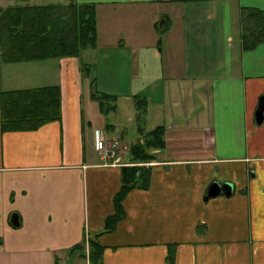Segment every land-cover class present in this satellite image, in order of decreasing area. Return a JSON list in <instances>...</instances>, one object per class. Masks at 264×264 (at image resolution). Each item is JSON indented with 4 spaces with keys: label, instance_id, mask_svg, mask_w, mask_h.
Wrapping results in <instances>:
<instances>
[{
    "label": "crops",
    "instance_id": "crops-1",
    "mask_svg": "<svg viewBox=\"0 0 264 264\" xmlns=\"http://www.w3.org/2000/svg\"><path fill=\"white\" fill-rule=\"evenodd\" d=\"M8 1L0 9L95 3L100 18L97 46L77 56L9 61L0 48V264H91L90 241L101 264H264V41L244 49L240 24L264 0ZM48 86L59 119L3 128V92ZM121 100L134 125L108 119ZM159 126L147 186L136 178L107 229L131 165L97 141ZM214 183L231 193L206 198Z\"/></svg>",
    "mask_w": 264,
    "mask_h": 264
},
{
    "label": "trees",
    "instance_id": "trees-1",
    "mask_svg": "<svg viewBox=\"0 0 264 264\" xmlns=\"http://www.w3.org/2000/svg\"><path fill=\"white\" fill-rule=\"evenodd\" d=\"M95 3L50 4L30 6L19 4L0 9V48L3 59L18 61L46 57L78 55L82 49L97 46L98 20ZM240 24L244 49L264 41V10L243 7ZM31 53V54H28ZM22 53H25L22 55ZM95 82H93L94 84ZM95 85V84H94ZM99 94L101 105L108 95ZM145 100V99H144ZM143 100V101H144ZM144 104V106H141ZM140 114L147 101L137 99ZM2 125L4 129L35 128L61 117L60 91L58 86L5 91L2 94ZM165 129L162 126L147 132L144 141L137 140L130 147L135 159L152 160L153 150L164 148ZM136 166L123 167V185L116 197L117 213L107 220L112 229L122 216V198L135 186ZM149 176L145 178V186ZM91 264H101V247L90 241Z\"/></svg>",
    "mask_w": 264,
    "mask_h": 264
},
{
    "label": "rangeland",
    "instance_id": "rangeland-1",
    "mask_svg": "<svg viewBox=\"0 0 264 264\" xmlns=\"http://www.w3.org/2000/svg\"><path fill=\"white\" fill-rule=\"evenodd\" d=\"M7 1L8 0H0V3H4V2H7ZM34 1L35 2H40V3H45V2H49L50 0H34ZM55 1L60 2L61 0H55ZM8 2L12 3V4H16L18 2V0H9ZM101 11H102L101 9L98 10V12H99V14L101 16V19H100L101 25L104 26V24H106L104 22L106 17H103V15H102L103 12L100 13ZM99 18H97V20ZM96 105H98L97 102H96ZM141 106H144V104H142ZM144 109H146V107ZM136 111H137L136 107H134L132 100H129V101L121 100L120 104H118L117 109L110 113V115L108 116V119L111 118V121L114 122V123H117V122L119 123L120 122V125L122 124L121 123L122 121L127 126L134 125L135 122H136V120H135L136 119V117H135ZM130 116H133L134 119L130 120L129 119ZM117 118L119 119L118 121L116 120ZM145 135H146V133L142 129L141 130V136H139L138 140H142V138H145ZM114 136L112 138H115V140L118 139L119 143L121 145L120 147H118L119 153L122 154V156H125L124 154L129 155L131 145L134 144L137 141H124V139L122 140V138H120V136H118L117 134H114ZM112 138H109V141H112L111 140ZM98 141H97V145H98ZM143 141H144V139H143ZM127 145L129 147H127ZM100 156H103L102 152H100ZM125 160H126V158L123 157L121 159V161L119 162V164H123V163L124 164H128L129 163V165H131V166L138 167L139 170L136 171L135 177L136 178L137 177H143V184H145V178L148 175V166H149L150 161L147 160V159H145V160H143V159L142 160L141 159H135L133 156L130 159L131 161L129 160L128 162H125Z\"/></svg>",
    "mask_w": 264,
    "mask_h": 264
},
{
    "label": "built area",
    "instance_id": "built-area-1",
    "mask_svg": "<svg viewBox=\"0 0 264 264\" xmlns=\"http://www.w3.org/2000/svg\"><path fill=\"white\" fill-rule=\"evenodd\" d=\"M111 140L112 141H109L108 137H100L97 148L100 152H102L103 159H112L113 164H119L123 157L118 151V147L121 145L118 139L115 140V138H112Z\"/></svg>",
    "mask_w": 264,
    "mask_h": 264
},
{
    "label": "water",
    "instance_id": "water-1",
    "mask_svg": "<svg viewBox=\"0 0 264 264\" xmlns=\"http://www.w3.org/2000/svg\"><path fill=\"white\" fill-rule=\"evenodd\" d=\"M256 117H257V122L261 123L264 119V96L260 98L259 105L256 111ZM221 191L231 193L232 191V185L226 184L222 188H220V185L217 183H214V185L210 188L209 194L207 195L206 198L210 196H215Z\"/></svg>",
    "mask_w": 264,
    "mask_h": 264
}]
</instances>
